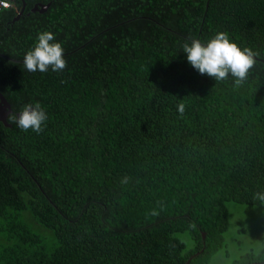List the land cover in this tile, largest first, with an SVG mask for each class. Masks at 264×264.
<instances>
[{
	"label": "trees",
	"instance_id": "trees-1",
	"mask_svg": "<svg viewBox=\"0 0 264 264\" xmlns=\"http://www.w3.org/2000/svg\"><path fill=\"white\" fill-rule=\"evenodd\" d=\"M11 1L0 94L48 120L40 134L0 121V264H207L227 202L264 203V62L235 88L182 45L225 32L264 60V0H23L14 22L23 3ZM46 31L66 67L28 72ZM234 264H264V248Z\"/></svg>",
	"mask_w": 264,
	"mask_h": 264
},
{
	"label": "clouds",
	"instance_id": "clouds-1",
	"mask_svg": "<svg viewBox=\"0 0 264 264\" xmlns=\"http://www.w3.org/2000/svg\"><path fill=\"white\" fill-rule=\"evenodd\" d=\"M4 7H8L5 3ZM54 34L51 32H42L38 34V42L34 50L26 53L23 59V67L26 71L35 73L37 70L45 73L51 67L54 72H61L66 67V61L63 58L64 49L59 42L54 41ZM183 52L187 56L188 63L202 75L214 78L217 82H223L231 76L233 86L239 88L247 81L250 71L257 63L256 58L259 52L251 48L243 50L230 41L225 32H218L206 43L200 39L191 38L190 42L182 45ZM178 113L183 116L185 104L180 103L177 106ZM9 121L24 132L32 130L40 134L43 132L42 125L48 120V116L40 103L26 104L19 116L14 113L9 114ZM130 178L125 176L121 179L122 185H127ZM257 197L264 202V193H257ZM157 207L163 210V206L158 203ZM151 216H158L159 211L152 209Z\"/></svg>",
	"mask_w": 264,
	"mask_h": 264
},
{
	"label": "rangeland",
	"instance_id": "rangeland-1",
	"mask_svg": "<svg viewBox=\"0 0 264 264\" xmlns=\"http://www.w3.org/2000/svg\"><path fill=\"white\" fill-rule=\"evenodd\" d=\"M227 210L228 226L222 234L221 247L211 255L207 264H234L247 253H259L264 248V203L252 205L230 201ZM39 227L36 225L37 229ZM43 233L50 234L46 230ZM177 237L185 243V250L193 247L188 234Z\"/></svg>",
	"mask_w": 264,
	"mask_h": 264
},
{
	"label": "water",
	"instance_id": "water-1",
	"mask_svg": "<svg viewBox=\"0 0 264 264\" xmlns=\"http://www.w3.org/2000/svg\"><path fill=\"white\" fill-rule=\"evenodd\" d=\"M22 8L20 10V12L17 14V16H15L12 20V22L16 21L19 19V17L21 16V14L23 13L24 11V7H25V2L22 0ZM49 6V3L44 5V4H36L34 5V7L32 8V11H40V12H43L45 11ZM2 57L6 58V56L2 55ZM257 60H261L264 62V60L262 59H259V58H256ZM11 113V108H10V105L9 103L6 101V99L3 97V95L0 94V121L3 122V124L5 126H8L10 127L11 125L7 123L6 121V118L8 116V114ZM20 113H17L16 115L19 116ZM203 238H204V234H203Z\"/></svg>",
	"mask_w": 264,
	"mask_h": 264
},
{
	"label": "built area",
	"instance_id": "built-area-1",
	"mask_svg": "<svg viewBox=\"0 0 264 264\" xmlns=\"http://www.w3.org/2000/svg\"><path fill=\"white\" fill-rule=\"evenodd\" d=\"M7 3L8 4V7H4V4ZM12 6V1L11 0H0V14H2V12L4 10H7L9 8H11Z\"/></svg>",
	"mask_w": 264,
	"mask_h": 264
}]
</instances>
